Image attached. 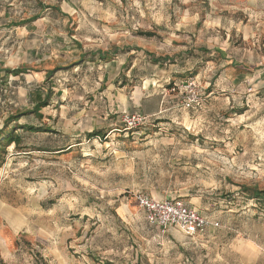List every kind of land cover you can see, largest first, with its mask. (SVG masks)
I'll return each instance as SVG.
<instances>
[{
  "label": "clouds",
  "instance_id": "9594fccd",
  "mask_svg": "<svg viewBox=\"0 0 264 264\" xmlns=\"http://www.w3.org/2000/svg\"><path fill=\"white\" fill-rule=\"evenodd\" d=\"M0 264H264V0H0Z\"/></svg>",
  "mask_w": 264,
  "mask_h": 264
}]
</instances>
